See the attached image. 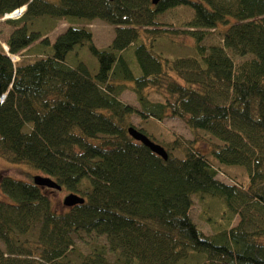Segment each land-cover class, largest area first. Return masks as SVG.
<instances>
[{
    "label": "trees",
    "instance_id": "obj_1",
    "mask_svg": "<svg viewBox=\"0 0 264 264\" xmlns=\"http://www.w3.org/2000/svg\"><path fill=\"white\" fill-rule=\"evenodd\" d=\"M153 1L0 0V18L27 6L3 21L12 31L0 40V158L62 188L76 173L91 179L73 190L83 204L57 212L45 187L2 174L0 264H264V0ZM182 6L191 16L178 27L160 19ZM96 19L115 26L105 48L88 27ZM60 21L69 27L51 42ZM179 35L196 56L154 50ZM84 45L95 70L69 57ZM128 87L140 109L120 99ZM135 113L208 134L211 159L180 137L162 158L129 135ZM212 162L245 168L247 183L222 181ZM194 198L220 203L202 211L213 233L193 221Z\"/></svg>",
    "mask_w": 264,
    "mask_h": 264
},
{
    "label": "rangeland",
    "instance_id": "obj_2",
    "mask_svg": "<svg viewBox=\"0 0 264 264\" xmlns=\"http://www.w3.org/2000/svg\"><path fill=\"white\" fill-rule=\"evenodd\" d=\"M170 15L172 17H170ZM191 16V11L187 7H178L173 10V12L169 14H164L160 17L161 20L166 22H173L176 27L179 26L181 21L189 19ZM6 20L5 17L0 18V40L7 37L8 34L12 31V28L3 24V21ZM69 27V24L60 21L56 28L48 34V37L51 42L55 40V38L62 32H64ZM92 33H93V43L97 48H105L107 47L114 35H115V26L110 25L102 20L96 19L91 22L88 26ZM223 29V28H221ZM220 36L218 31L213 32L209 35L206 40L205 44L210 46L211 44L217 43ZM3 47L6 49V44L2 43ZM154 50L156 52H162L164 55L168 56L169 58H176V57H190L196 56V52L194 49V41L185 35H179L176 37H166V38H159L157 39ZM7 51V50H6ZM72 56V60H76V57L79 60L84 61L88 66L93 68L97 67V60L91 54L88 45H84L82 47H76L73 51L69 54V57ZM76 55V57H74ZM14 61L18 60L17 56H11ZM148 97L151 101H163V97L159 94V92L155 91L154 89L148 90ZM120 99L137 109H140V104L136 97V94L131 90V88H127L121 95ZM132 124L137 129L145 130L148 135H151L154 142L164 147V149H170V143L176 138L180 137L181 141L193 140L196 141L193 144L194 149L206 155L208 159H211V150L212 145L214 143L213 138H211L208 134L203 132H197L194 134L189 127L180 119L172 116L165 117L162 121L144 116L139 113H135L131 117ZM175 155L182 157L183 153L178 150H171ZM214 167L219 168L218 178L227 183H244L246 184L249 176L248 172L245 168L240 166H220L212 162ZM29 173V174H27ZM2 174H7L13 178H20L23 180H32L36 175H43L40 171L30 168L24 164H13L10 162L5 161L4 159L0 158V177ZM29 175V176H28ZM90 182L91 179L85 173H76L70 175L68 179H66V186L62 188V190H56L52 188H46L45 191L49 196L54 209L57 212H63L67 210V206L63 204L64 197L69 193H73L74 188L80 182ZM86 184V183H84ZM7 199L6 196L2 193L0 189V200ZM194 206L191 210V216L193 221L197 224V226L203 230L206 234L213 233L212 227L207 223L203 216L202 211H207L208 214L215 215L216 212L220 209V203L214 201L213 199L207 198L206 203L201 205L197 198H194ZM208 205H211V209L208 208ZM92 242L89 238L84 237L82 240L79 241V245L83 251L88 252L90 247L92 246ZM100 242H104L103 239ZM0 247L4 248V243L0 240Z\"/></svg>",
    "mask_w": 264,
    "mask_h": 264
},
{
    "label": "water",
    "instance_id": "obj_3",
    "mask_svg": "<svg viewBox=\"0 0 264 264\" xmlns=\"http://www.w3.org/2000/svg\"><path fill=\"white\" fill-rule=\"evenodd\" d=\"M158 0H154V3H157ZM24 11L26 10L27 6H24ZM9 14L5 15L4 17L6 19L12 18V16H8ZM5 49V48H4ZM8 50V47L6 46V49ZM129 135L135 139L136 141L141 142L148 148H150L153 152L161 156L162 158H167V152L161 145L157 144L153 140H151L147 135L142 133L141 131L137 130L135 127L130 126L128 128ZM33 181L36 185L52 188L56 190H62V186L54 179L42 175H36L33 178ZM85 202V199L81 196H79L76 193H69L64 197L63 204L67 207H73L78 204H83Z\"/></svg>",
    "mask_w": 264,
    "mask_h": 264
},
{
    "label": "bare ground",
    "instance_id": "obj_4",
    "mask_svg": "<svg viewBox=\"0 0 264 264\" xmlns=\"http://www.w3.org/2000/svg\"><path fill=\"white\" fill-rule=\"evenodd\" d=\"M21 11H24V8H20L18 10H15L14 12L10 13L8 16H12V15H15L16 13H20ZM6 46V45H5Z\"/></svg>",
    "mask_w": 264,
    "mask_h": 264
},
{
    "label": "built area",
    "instance_id": "obj_5",
    "mask_svg": "<svg viewBox=\"0 0 264 264\" xmlns=\"http://www.w3.org/2000/svg\"><path fill=\"white\" fill-rule=\"evenodd\" d=\"M24 11H21L20 13H16L15 15H13L14 18H19L20 16H22Z\"/></svg>",
    "mask_w": 264,
    "mask_h": 264
}]
</instances>
